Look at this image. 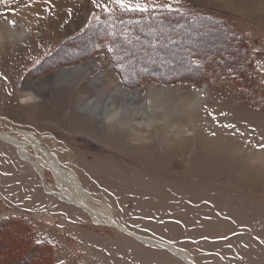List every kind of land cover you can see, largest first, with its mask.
<instances>
[{
	"label": "rangeland",
	"instance_id": "obj_1",
	"mask_svg": "<svg viewBox=\"0 0 264 264\" xmlns=\"http://www.w3.org/2000/svg\"><path fill=\"white\" fill-rule=\"evenodd\" d=\"M175 7L119 30L102 23L110 15L91 0H0V132L39 139L95 206H109L138 236L182 249L196 264H264V97L231 70L244 56L264 78V0ZM9 20L28 33L10 38ZM114 31L122 49L108 44ZM225 65L229 76L209 73ZM110 99L126 118L119 124L85 110H104ZM46 180L57 190L49 171ZM15 218L32 224L36 244L52 245L53 264H187L46 193L32 165L0 140V220ZM21 225L0 226V264L40 263L38 253L17 255L29 253L12 231Z\"/></svg>",
	"mask_w": 264,
	"mask_h": 264
},
{
	"label": "bare ground",
	"instance_id": "obj_2",
	"mask_svg": "<svg viewBox=\"0 0 264 264\" xmlns=\"http://www.w3.org/2000/svg\"><path fill=\"white\" fill-rule=\"evenodd\" d=\"M7 31L12 34L10 38L16 35L24 37L28 33V30H20L17 25L14 28L11 25L8 26ZM1 39L2 38L0 37V40ZM124 94L129 101H134L139 97L138 93L125 92ZM111 103L112 99L108 101L104 110L101 109V107L97 103H90L85 106V110L87 112L93 113L102 121H110L112 123L119 124L120 121L125 120L126 118L123 114H121V111L110 109ZM123 108L125 109L126 114L130 110V107L127 106ZM0 140L5 144L12 146L16 150L17 154L19 155L22 161L32 165L35 171L40 175L42 185L46 193L55 195L60 200L65 201L81 209L91 217L95 224L103 227H111L118 229L123 233L127 234L128 236L135 238L146 245L156 246L162 249L172 251L177 257L184 260L187 264H196L193 258L182 249L162 243L151 238H143L129 231L124 226L119 225L114 220L112 209L106 204H103V206L101 207L95 206L94 198L89 192H87L83 188L77 173L74 170L63 168L58 156L47 150L42 145L41 141L35 138L30 133L25 131H18L15 135L10 132H0ZM31 149L35 150L37 156H34L32 154ZM47 171L53 174L56 180L57 190L51 188L47 183Z\"/></svg>",
	"mask_w": 264,
	"mask_h": 264
},
{
	"label": "trees",
	"instance_id": "obj_3",
	"mask_svg": "<svg viewBox=\"0 0 264 264\" xmlns=\"http://www.w3.org/2000/svg\"><path fill=\"white\" fill-rule=\"evenodd\" d=\"M173 13L174 12H169L167 10L166 11L160 10L159 12H152V13H134V12H125L123 10L116 8V9H114L113 12L109 13V15H110L109 18L103 19L102 23L109 24L111 27H116L120 30V28H122L123 26H128L129 28L135 27L136 25H140L142 23H149L151 21H154V19H158V17H161L164 14L172 15ZM182 15H185V13H182L181 16ZM215 20L217 22L222 21L221 19H215ZM229 32L233 38L237 37L238 39H241V36L239 34H237L236 32L234 33V31H230V30H229ZM120 34H121V32L119 33L117 31L111 32L109 34V40L110 41L108 44L110 46L112 45V47L115 48V50L123 48L122 42H120L121 41V39L119 37ZM124 49L126 50L127 48L124 47ZM244 55H245V53H244ZM243 57H242L240 64L235 62L233 64L234 68H231L232 72L237 71V74L239 75V77L237 78V82L240 85H242L244 90L249 89V86H250L249 82L254 84V91H257V90L260 91L261 96L264 97V78H263V76L261 74L257 73L256 71L249 70L247 67L246 60H245L246 57L244 59H243ZM226 66L227 65H225V67H220V68H215V69L210 68V66H209V68H210L209 73L210 74L215 73L216 76L219 75V77L225 78V77L229 76V74L226 73V70H227ZM194 67H195V65L191 66L190 69L193 70ZM204 74H205V71H195L193 76H195L196 79L202 80L205 78L206 74L205 75ZM232 75L235 76L234 73ZM235 78H236V76L234 77V79ZM17 222H21V224H22L21 228L18 227L17 229L15 228L12 231L15 233H18V234L20 233V235L22 236V239L24 240V242L22 241L20 244H22L26 248L29 247V249H28L29 253L24 251V252H20L17 255L19 257H21L22 260H26L27 258H30L29 255H32V253L35 252V253H38L37 254V259H38L37 261L38 262H40L42 264H53L52 261L54 260L53 259L54 258V248L52 247V245H49L46 243L42 244V245L35 243V241L33 240V237H32L33 226L28 220L19 219V218L0 220V226L16 224ZM18 240H16V242L13 243V244H16L17 246L15 245L13 247H14V249L16 247L17 250H20V248H19L20 244H19ZM6 241H5V243H6ZM22 249L24 250V248H22ZM3 259L4 258L1 259L3 264H12L10 262V258L5 257L4 261H3Z\"/></svg>",
	"mask_w": 264,
	"mask_h": 264
},
{
	"label": "snow or ice",
	"instance_id": "obj_4",
	"mask_svg": "<svg viewBox=\"0 0 264 264\" xmlns=\"http://www.w3.org/2000/svg\"><path fill=\"white\" fill-rule=\"evenodd\" d=\"M7 3V0H4ZM36 0H32V4H34ZM45 3H50V0H44ZM181 0H91V3L94 4L97 8H102L105 12L111 13L114 11V8H118L125 12H134V13H152L157 10H167L169 12H179V8L175 7V5L180 4ZM31 6V5H27ZM96 19H100L99 16ZM8 23L14 28L16 27L15 20H9ZM6 79V78H5ZM215 119V114H210ZM223 115V113H222ZM225 128L235 129V124H225L223 125ZM238 131V130H237ZM215 135V132L212 133ZM243 135V133H240ZM258 148H264V143L257 145ZM222 239H229V237H221ZM205 239H207L205 237ZM264 242V241H262Z\"/></svg>",
	"mask_w": 264,
	"mask_h": 264
}]
</instances>
